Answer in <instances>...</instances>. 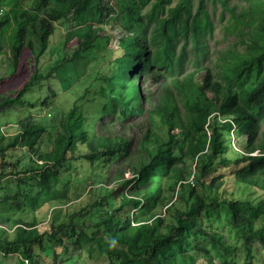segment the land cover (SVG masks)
<instances>
[{
	"label": "trees",
	"instance_id": "trees-1",
	"mask_svg": "<svg viewBox=\"0 0 264 264\" xmlns=\"http://www.w3.org/2000/svg\"><path fill=\"white\" fill-rule=\"evenodd\" d=\"M0 14V56L9 51L8 74L18 71L26 51L34 63L24 87L0 98L1 107L28 105L21 94L45 76L40 58L55 22L68 20L87 38L70 61L113 55L105 30L122 54L98 74L92 116L83 104L50 121L60 129L51 148L45 124L19 117L6 152L26 149L28 163L21 170L19 164L0 168V182L11 170L17 190L0 184L1 209H31L32 219L51 205L50 229L41 233L39 220H13L0 209V219L13 228L0 224V252H18L16 264H238L241 253L256 258L264 247V0H0ZM93 49L101 51L91 55ZM50 107L48 98L41 108ZM78 144L86 154L74 155ZM78 160L88 163L93 186L82 197L86 202L69 207L73 188L60 180L59 169ZM120 161L132 177L115 169L117 185L108 188L107 172ZM231 168L234 189L256 188L263 196L220 193L226 181L218 173ZM219 205L228 209L222 233L201 219L202 212L218 215ZM127 208L145 211L134 217Z\"/></svg>",
	"mask_w": 264,
	"mask_h": 264
},
{
	"label": "rangeland",
	"instance_id": "rangeland-1",
	"mask_svg": "<svg viewBox=\"0 0 264 264\" xmlns=\"http://www.w3.org/2000/svg\"><path fill=\"white\" fill-rule=\"evenodd\" d=\"M26 4L30 5L29 3ZM24 8L28 7L24 6ZM2 9H4L6 12L9 11V4H3ZM54 26L55 31L50 38L49 46L44 52L43 56L40 58V69L45 74V76L39 81L38 85L35 86L34 89H29V91L21 94V98L26 100L28 105L20 107V105L16 103L13 106H0V153H5L2 157L3 159L1 160V170H4L9 164H19L17 170H21L28 163L29 154L26 149L19 147L17 149L10 148V150L8 149L6 152V146L9 143L14 142V136H10L18 133L17 121L19 117H26L30 115L36 118L38 122L45 124L48 131H50V137L48 140L46 139V142H50L51 148L53 137L59 132L60 129H58V131L57 128L52 129L50 121H53L58 116L59 117L57 119H60L62 113L67 112L72 107L80 108L83 106V104L88 116H92L93 110L97 109V104L94 101L93 104H91L90 99L94 97V93L97 91V89H99L97 80L98 74L102 71L106 73L108 69V60L122 55L119 53L117 38L110 36V31L105 30V32L102 33V36H109L111 38V42H106L104 45L108 49H112L114 51L113 55L110 56V53L107 52L104 54L102 59L89 62L87 64L85 63V60L82 61V59L70 61L67 58L70 59L72 54L79 47H84L87 44V38L82 32V27L73 25L68 20L55 22ZM115 33L116 35L120 34L118 28L116 29ZM217 37H221V35L218 34ZM6 44L7 42L3 43L4 50L8 51V46ZM100 51L101 49H93L90 54L94 55ZM9 59V51L6 55L0 56V98L15 97L16 94L24 87L26 80L31 76L33 71V57L29 52H24L21 58L19 69L12 76H10L7 72ZM48 98L51 102V107L49 109L41 108L42 103ZM133 122V120H126L125 125H129ZM105 123H109V118L105 119ZM106 125L107 124H105V126ZM113 131H116V129H113ZM138 134L139 130L136 129L134 131V135L137 136ZM234 143L238 147L241 145L238 139H235ZM46 149L47 147L45 146L41 148L42 151H45ZM86 153L87 149L85 145L82 144H78L74 150V155L76 156H81ZM72 155L73 152L69 154L70 157ZM87 166L88 163H85L84 160H78L76 163H72L70 167L63 166L59 169L60 180L70 182L73 188V193L71 194L70 201L68 202L69 207L76 203L86 202L85 200H82V197L85 195L89 196L87 194V189L91 186L93 179L90 170L87 169ZM115 169H120L123 177H132L127 167L120 161L115 168L107 172L110 174V176L108 174V177L111 178L110 185H107L108 188L113 186L116 187L117 185L116 182L118 181V178H114L113 176ZM8 171V175L2 178L0 184H9L11 190L16 192L17 190L15 189L16 187L13 182L15 179L14 174L11 175V170ZM232 172V168L219 171L218 175H223L224 180L226 181L224 186V189L226 190L223 191L221 189L220 193H230V191H233L235 197H239L241 195L240 193H244V198L263 196L262 191L256 188L247 187L246 190L244 189L243 192L239 193L240 190L238 188L234 189L235 187L232 183V179H234V177H232ZM171 195L172 194H170V196ZM173 197L174 200L180 199L178 194H174ZM94 200L95 198L92 197L89 201L93 202ZM2 205L3 204L0 203V209L2 208ZM49 207L51 208V205H46L43 209L37 211L36 217L32 219L31 209L18 211L15 207L7 206L3 207L4 209H1V211L5 217L11 219L14 218L13 220H19L21 218L17 217L23 216L25 223H30L34 219L39 220L38 229L41 233H43L50 229V218L48 216ZM182 208H184L183 205ZM129 210L130 208H127V211ZM16 211H18L17 213L20 214H15ZM130 211L133 212L134 210L131 209ZM143 211H145L144 208L139 211H134V217H139ZM216 212L218 213L216 216L212 214L213 212L210 214L202 212L201 219L203 222H208V224L212 223L218 229V231L222 233V230L225 229L224 225L226 223L228 209L224 208V205H219L216 209ZM5 223L10 225L5 219H0V224ZM202 225H205V223ZM10 228L13 229L11 225ZM10 233L11 235H14L15 231L11 230ZM18 256L19 254L16 251H10L7 254L0 252L1 264H16L18 261ZM237 259L239 260L238 264H264V247H259L258 251L256 252V258L253 260H248L242 253L241 256L239 254ZM102 260L103 261H100L96 264H104L105 259Z\"/></svg>",
	"mask_w": 264,
	"mask_h": 264
}]
</instances>
